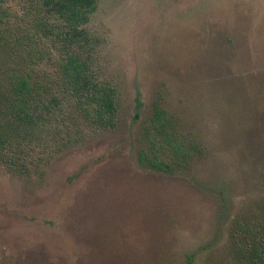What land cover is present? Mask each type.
Returning <instances> with one entry per match:
<instances>
[{"label": "rangeland", "instance_id": "374dc122", "mask_svg": "<svg viewBox=\"0 0 264 264\" xmlns=\"http://www.w3.org/2000/svg\"><path fill=\"white\" fill-rule=\"evenodd\" d=\"M96 1L112 125L66 104L0 152V264H253L234 236L264 223V0ZM18 67L0 49L1 86Z\"/></svg>", "mask_w": 264, "mask_h": 264}, {"label": "trees", "instance_id": "16d2710c", "mask_svg": "<svg viewBox=\"0 0 264 264\" xmlns=\"http://www.w3.org/2000/svg\"><path fill=\"white\" fill-rule=\"evenodd\" d=\"M96 8V0H0V49L14 51L26 65L8 72L0 85V114L18 127L9 136L6 124L0 122V152L20 130L61 112L66 104L92 125H112L115 89L99 77L91 61L94 38L88 25ZM47 61L54 62L50 70L42 67ZM161 127L165 130L164 124ZM159 134L163 136L159 145L170 156L183 155L173 134ZM149 163L158 170L169 167L158 157ZM234 237L243 240L236 249L248 262L264 264L262 221H239Z\"/></svg>", "mask_w": 264, "mask_h": 264}]
</instances>
